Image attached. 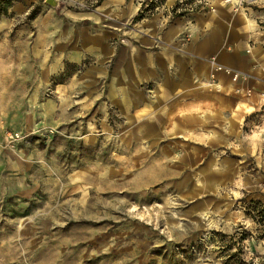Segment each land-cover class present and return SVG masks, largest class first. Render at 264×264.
Returning a JSON list of instances; mask_svg holds the SVG:
<instances>
[{
    "label": "rangeland",
    "instance_id": "374dc122",
    "mask_svg": "<svg viewBox=\"0 0 264 264\" xmlns=\"http://www.w3.org/2000/svg\"><path fill=\"white\" fill-rule=\"evenodd\" d=\"M45 1L24 0L0 23V51L26 45L32 26L25 21L35 7L39 14L95 9L94 0ZM130 1L143 18L165 5ZM178 1L171 17L213 11L209 0ZM223 2L243 14L264 11V0ZM137 14L121 25L120 45L139 33ZM6 75L0 73V264H264L257 239L264 223L245 214L250 200L264 202L260 95L239 133L219 145L203 128L126 123L107 102L60 126L31 127L21 106L29 92L18 88L14 72ZM141 89L153 93L146 84Z\"/></svg>",
    "mask_w": 264,
    "mask_h": 264
},
{
    "label": "crops",
    "instance_id": "0c3cea01",
    "mask_svg": "<svg viewBox=\"0 0 264 264\" xmlns=\"http://www.w3.org/2000/svg\"><path fill=\"white\" fill-rule=\"evenodd\" d=\"M93 2L91 11L49 8L31 20L26 45L17 41L16 51H0V73L14 72L18 88L29 92L21 104L27 107L26 125L60 126L107 102L126 123H170L178 132L203 128L219 145H227L251 113L248 109L257 111L264 94V11L243 14L223 0H209L213 11L171 17L176 0H165L161 11L143 18L139 33H129L130 40L120 45V27L137 14V4ZM211 59L247 75V81L213 73ZM64 74L63 83H52L53 76ZM142 84L153 93L146 95ZM246 90L252 95L245 96ZM257 146L263 153L264 134Z\"/></svg>",
    "mask_w": 264,
    "mask_h": 264
},
{
    "label": "trees",
    "instance_id": "16d2710c",
    "mask_svg": "<svg viewBox=\"0 0 264 264\" xmlns=\"http://www.w3.org/2000/svg\"><path fill=\"white\" fill-rule=\"evenodd\" d=\"M24 0H0V19L3 17L11 16V9L14 5L22 3ZM97 3H100L102 0H96ZM153 2H151L148 6L154 7ZM39 14V7H35L30 11L28 16L26 17L27 21L33 20ZM144 17L142 12H139L137 16L134 18V21H139ZM245 214L247 217L252 219H257L260 225L264 223V202L260 201H252L250 200L245 207ZM257 239L264 241V229L262 232L257 234Z\"/></svg>",
    "mask_w": 264,
    "mask_h": 264
},
{
    "label": "built area",
    "instance_id": "2783aa9c",
    "mask_svg": "<svg viewBox=\"0 0 264 264\" xmlns=\"http://www.w3.org/2000/svg\"><path fill=\"white\" fill-rule=\"evenodd\" d=\"M184 0H179L178 3H182ZM73 3H75V1H73ZM84 8H86L85 5H83ZM211 63L213 64V73H216V72H224L225 74L229 75L231 77V80L232 82H238V81H247L248 79V76L245 75V74H242L240 72H236V71H232V70H229V69H225L221 66H218L215 64L214 62V59H211ZM246 95H249L250 94V90H246L245 92ZM258 105L260 107H263L264 108V94H261L260 95V99L258 101Z\"/></svg>",
    "mask_w": 264,
    "mask_h": 264
},
{
    "label": "water",
    "instance_id": "95a60500",
    "mask_svg": "<svg viewBox=\"0 0 264 264\" xmlns=\"http://www.w3.org/2000/svg\"><path fill=\"white\" fill-rule=\"evenodd\" d=\"M45 2H46V4H48L49 6H55V5H56V1H55V0H46Z\"/></svg>",
    "mask_w": 264,
    "mask_h": 264
}]
</instances>
